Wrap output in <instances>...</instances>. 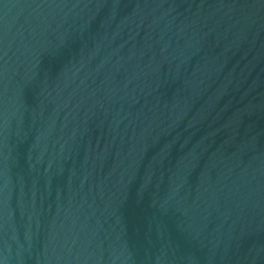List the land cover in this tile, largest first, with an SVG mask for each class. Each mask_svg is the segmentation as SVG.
<instances>
[{"label":"water","instance_id":"1","mask_svg":"<svg viewBox=\"0 0 264 264\" xmlns=\"http://www.w3.org/2000/svg\"><path fill=\"white\" fill-rule=\"evenodd\" d=\"M0 264H264V0H0Z\"/></svg>","mask_w":264,"mask_h":264}]
</instances>
